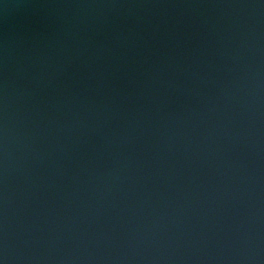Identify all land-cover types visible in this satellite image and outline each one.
<instances>
[{
	"label": "water",
	"instance_id": "water-1",
	"mask_svg": "<svg viewBox=\"0 0 264 264\" xmlns=\"http://www.w3.org/2000/svg\"><path fill=\"white\" fill-rule=\"evenodd\" d=\"M3 264H264V0H0Z\"/></svg>",
	"mask_w": 264,
	"mask_h": 264
},
{
	"label": "clouds",
	"instance_id": "clouds-1",
	"mask_svg": "<svg viewBox=\"0 0 264 264\" xmlns=\"http://www.w3.org/2000/svg\"><path fill=\"white\" fill-rule=\"evenodd\" d=\"M0 264H3V261H0Z\"/></svg>",
	"mask_w": 264,
	"mask_h": 264
}]
</instances>
